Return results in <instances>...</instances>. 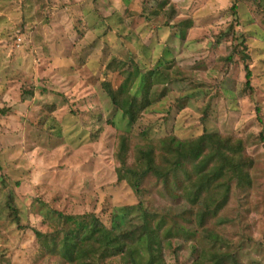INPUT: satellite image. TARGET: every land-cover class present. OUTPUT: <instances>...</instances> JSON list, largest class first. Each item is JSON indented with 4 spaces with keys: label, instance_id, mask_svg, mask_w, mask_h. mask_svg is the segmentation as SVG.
Segmentation results:
<instances>
[{
    "label": "clouds",
    "instance_id": "obj_1",
    "mask_svg": "<svg viewBox=\"0 0 264 264\" xmlns=\"http://www.w3.org/2000/svg\"><path fill=\"white\" fill-rule=\"evenodd\" d=\"M0 264H264V0H0Z\"/></svg>",
    "mask_w": 264,
    "mask_h": 264
}]
</instances>
